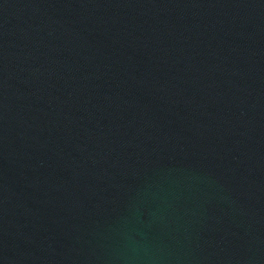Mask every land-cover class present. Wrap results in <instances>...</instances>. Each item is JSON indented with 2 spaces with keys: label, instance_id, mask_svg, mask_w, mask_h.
<instances>
[{
  "label": "water",
  "instance_id": "95a60500",
  "mask_svg": "<svg viewBox=\"0 0 264 264\" xmlns=\"http://www.w3.org/2000/svg\"><path fill=\"white\" fill-rule=\"evenodd\" d=\"M0 264H264V0H0Z\"/></svg>",
  "mask_w": 264,
  "mask_h": 264
}]
</instances>
